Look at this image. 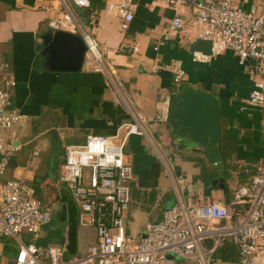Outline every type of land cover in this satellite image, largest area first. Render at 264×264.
<instances>
[{"label": "crops", "instance_id": "obj_1", "mask_svg": "<svg viewBox=\"0 0 264 264\" xmlns=\"http://www.w3.org/2000/svg\"><path fill=\"white\" fill-rule=\"evenodd\" d=\"M110 1L114 0H90V7L78 8L79 16L98 39L104 57L123 82L126 95L142 114L155 117L165 96L169 94L173 98L180 84L208 91L217 98L221 132L216 155L209 157L193 152L178 141L172 161L186 182L184 195L189 203H227L230 191L248 184L257 166L264 164V104L253 106L248 101L255 83L264 84V64L254 61L240 64L231 50L210 56L211 41L199 35L192 6H163L153 0H133L134 20L124 32L120 18L107 9ZM239 2L244 7L255 5L264 16V0ZM58 6L56 0H0V65L7 64L8 72L13 74L16 80L11 90L13 105L27 116L25 126L16 130L14 138L11 132L3 137L17 148L9 165L15 174L12 178L28 179L23 174L26 158L34 150L39 151L33 145L46 135L47 139L42 142L46 169L33 176L34 184H31L46 208L60 202L61 212H51V222L37 235H23L33 236L29 243L40 247L67 242L66 257H71V252L78 248L84 252L92 244V229L75 231L71 238L70 231L76 226L67 223L65 236H56L54 214L63 216L68 211L74 219L78 206L66 186L58 182L64 162L60 146L57 150L52 139L60 137L66 147L84 143L91 133L112 135L130 120V115L102 72L89 60H85L78 73L59 74L42 68L39 36L50 28L49 17ZM176 15L182 17L183 23L174 29L171 23ZM195 53L206 55V60L195 59ZM174 67L185 72L180 83L174 82ZM150 126L154 138L165 148L177 140L170 119L151 122ZM22 128L24 132L19 133ZM144 142L138 135L130 136L128 141V158L136 175V188L133 191L135 209L130 217L135 221L127 222V227L137 237L143 233L146 222L160 220L163 211L176 200L170 177ZM20 240L24 242L21 236ZM47 240L49 243L44 244ZM17 243L16 238L0 237V264H14Z\"/></svg>", "mask_w": 264, "mask_h": 264}, {"label": "built area", "instance_id": "obj_2", "mask_svg": "<svg viewBox=\"0 0 264 264\" xmlns=\"http://www.w3.org/2000/svg\"><path fill=\"white\" fill-rule=\"evenodd\" d=\"M56 1L59 6L49 17L48 26L82 37L87 46L85 60L102 72L130 120L112 135L91 133L84 143L65 147L58 182L66 186L78 206V224L93 228L96 233L95 242L81 254L66 257L67 242L40 247L20 240L22 234L37 235L51 221L52 214L26 178L0 182V237L19 240L14 264H174L171 254L193 264H212L214 255L227 241L239 251L238 264H264V164L257 166L248 184L230 191L227 203H189L184 195L186 182L172 161L178 141L165 148L154 138L150 126L151 122L169 120L172 97L165 96L155 117L142 114L126 95L124 84L104 57L98 39L79 16L78 8L90 7V0ZM153 1L163 6L194 7L199 35L211 41L210 56L231 50L240 64H264V16L255 5L244 7L239 0ZM107 9L120 18L122 31L130 28L136 11L133 0L110 1ZM182 23V17L176 15L171 24L177 29ZM206 57L195 53L197 60ZM7 67L0 65V176L9 168L17 149L3 136L11 132L14 138L16 130L27 121L26 114L13 105L11 90L16 80ZM172 70L174 82H182L184 70ZM248 101L253 106L264 104L263 83H255ZM132 135L143 137L154 150L172 181L176 199L160 220L146 222L138 237L129 233L126 219L134 168L125 149ZM39 163V151L34 150L28 167L36 169ZM86 167L90 169L88 180L84 176Z\"/></svg>", "mask_w": 264, "mask_h": 264}, {"label": "water", "instance_id": "obj_3", "mask_svg": "<svg viewBox=\"0 0 264 264\" xmlns=\"http://www.w3.org/2000/svg\"><path fill=\"white\" fill-rule=\"evenodd\" d=\"M38 45L42 68L55 73H78L83 69L87 46L79 34L48 28ZM210 92L180 84L172 98L169 119L176 141L186 149L216 155L220 141V111Z\"/></svg>", "mask_w": 264, "mask_h": 264}, {"label": "rangeland", "instance_id": "obj_4", "mask_svg": "<svg viewBox=\"0 0 264 264\" xmlns=\"http://www.w3.org/2000/svg\"><path fill=\"white\" fill-rule=\"evenodd\" d=\"M25 129V128H24ZM24 129L22 128L19 133H23L24 132ZM45 137V139H44ZM46 135H44L40 140L36 141L35 144L33 145V149L35 148H38L39 149V159H40V164L38 165L37 169H33V168H30L28 167V164H29V157H30V154L29 156L26 158V164L23 168V174H26L27 176V180L34 184L33 181H32V177L37 175V174H40L41 172H43L46 168L44 167L43 165V160L45 158V151L43 150L45 148L44 144L42 143L44 140H46ZM50 139V137H49ZM54 141V146L56 147V149L58 150V147L57 146H60V154L61 156H63V159L61 158V161L63 160V162L65 161L64 158H65V147H64V144H65V141H63L60 137L58 136H54V139H52ZM146 144V147L147 149L155 155L154 153V150L151 148V146L149 145V143L145 140L144 142ZM30 146V145H29ZM32 146H30L28 148V150L31 149ZM128 150H129V145L127 144L126 146V149H125V153L128 155ZM64 153V154H63ZM15 174L12 173L11 170H9V168L0 176V182H4L5 180L7 179H10L14 176ZM89 175H90V169L88 167L84 168V176H85V180H88L89 179ZM24 176V175H23ZM16 178H21L20 176L16 177ZM135 179H136V175L134 174L133 176V181L131 183V188H132V194H131V202H130V209L128 210L127 212V222H130L131 220L132 221H135V218H130L133 213V210L135 209V204L133 202V191L135 190ZM32 181V182H31ZM60 206H62V204L60 202L56 203L55 205L51 206L49 208V211L52 212V213H56L58 211H60ZM61 212V211H60ZM63 216H60V215H55L54 214V218H55V223L54 225L57 227L56 229V236L57 237H64L65 236V226L66 224L68 223L70 226L74 227L76 226V229H72L70 231V236L72 238V233L74 234L75 231L80 233L82 230H84L85 227H81L79 224H78V220H77V215L76 217H74V219H71L69 217V213L68 211H64L63 212ZM77 214H78V209H77ZM87 229H92V236H93V242H95V237H96V233H95V230L93 228H90V227H86ZM128 228H129V225H128ZM76 237V236H75ZM11 238V237H9ZM21 238H23L24 242H31L33 241V236H26V235H21ZM73 241H74V236H73ZM19 245V243H17ZM85 250V249H84ZM80 253H83L82 251H80V249L78 248L76 252H71L70 255L73 256V255H77V254H80ZM171 257L174 259V264H193L192 262L190 261H184L182 259L181 260V263H179V257H175V255H172L171 254ZM13 259H14V255H13ZM212 264H237V262H230V261H225L223 260L219 253H216L214 255V258L212 260Z\"/></svg>", "mask_w": 264, "mask_h": 264}, {"label": "trees", "instance_id": "obj_5", "mask_svg": "<svg viewBox=\"0 0 264 264\" xmlns=\"http://www.w3.org/2000/svg\"><path fill=\"white\" fill-rule=\"evenodd\" d=\"M40 199V198H39ZM42 203L45 205L44 201L41 200ZM75 202V201H74ZM52 220V218H51ZM51 222V221H50ZM49 222V223H50ZM48 223V224H49ZM47 225V224H46ZM4 237V236H2ZM44 244H48L49 240L43 242ZM60 244V243H57ZM56 245V244H53ZM217 253H219L220 257L225 260V261H230V262H238L239 261V251L236 247V245L230 241H227L223 247H221Z\"/></svg>", "mask_w": 264, "mask_h": 264}]
</instances>
